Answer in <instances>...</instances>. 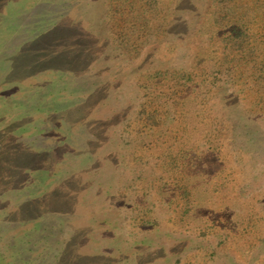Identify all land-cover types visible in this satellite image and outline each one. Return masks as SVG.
I'll use <instances>...</instances> for the list:
<instances>
[{
    "label": "rangeland",
    "instance_id": "obj_1",
    "mask_svg": "<svg viewBox=\"0 0 264 264\" xmlns=\"http://www.w3.org/2000/svg\"><path fill=\"white\" fill-rule=\"evenodd\" d=\"M0 264H264V0H0Z\"/></svg>",
    "mask_w": 264,
    "mask_h": 264
}]
</instances>
